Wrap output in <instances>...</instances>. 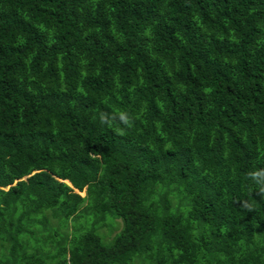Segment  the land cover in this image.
<instances>
[{"label": "trees", "instance_id": "obj_1", "mask_svg": "<svg viewBox=\"0 0 264 264\" xmlns=\"http://www.w3.org/2000/svg\"><path fill=\"white\" fill-rule=\"evenodd\" d=\"M0 264H264V0H0Z\"/></svg>", "mask_w": 264, "mask_h": 264}, {"label": "rangeland", "instance_id": "obj_2", "mask_svg": "<svg viewBox=\"0 0 264 264\" xmlns=\"http://www.w3.org/2000/svg\"><path fill=\"white\" fill-rule=\"evenodd\" d=\"M81 196H85L86 195V191H83V192H81V194H80ZM90 217V215L89 214H85L84 216H81L80 218H75V220H74V229L76 228V229H78L79 230V232H81L82 230H84L85 228H86V226H91L92 225V218H93V215H92V217H91V219L89 218ZM90 223V224H89ZM72 225H73V220H71L70 222H69V230H71L72 229ZM121 222L118 224V226H117V228H116V230L117 231H119L120 230V228H121ZM101 230V229H100ZM102 231V230H101ZM113 239V238H112ZM112 239L111 240H108V239H105V242L106 243H110V242H112Z\"/></svg>", "mask_w": 264, "mask_h": 264}, {"label": "clouds", "instance_id": "obj_3", "mask_svg": "<svg viewBox=\"0 0 264 264\" xmlns=\"http://www.w3.org/2000/svg\"><path fill=\"white\" fill-rule=\"evenodd\" d=\"M35 172H33L32 174H34ZM60 181H64V182H66L67 184H69L70 186H72V184H71V182H69L68 180H62V179H60V178H58ZM83 191H85V190H83ZM83 191H79L78 189H74V192H77V193H79V194H81V192H83Z\"/></svg>", "mask_w": 264, "mask_h": 264}]
</instances>
